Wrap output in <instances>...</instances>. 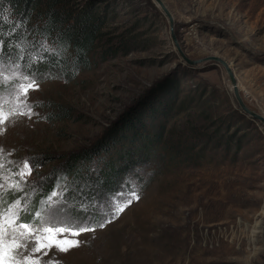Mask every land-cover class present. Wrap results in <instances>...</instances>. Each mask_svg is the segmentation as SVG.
<instances>
[{
    "label": "rangeland",
    "instance_id": "374dc122",
    "mask_svg": "<svg viewBox=\"0 0 264 264\" xmlns=\"http://www.w3.org/2000/svg\"><path fill=\"white\" fill-rule=\"evenodd\" d=\"M162 1L174 18L173 30L155 0L100 3L107 22L96 65L72 79L37 81L39 89L28 98L35 115L21 117L0 135V176L8 177L0 184L19 182L22 188L10 191L2 208L7 212L23 198L30 209L53 166L172 83L179 98L169 128L199 127L201 138L189 140L199 145L168 155L162 169H148L157 174L147 188L123 187L114 197L135 191L139 199L104 228L77 237L83 240L78 249L34 253L39 264H264V125L242 112L223 66L213 60L187 64L172 37L174 32L191 59H225L247 106L264 116V0ZM15 70L0 64L4 76ZM20 83L17 77L0 85L3 111L18 103ZM26 158L36 167L22 180L16 173ZM118 202H126V195Z\"/></svg>",
    "mask_w": 264,
    "mask_h": 264
},
{
    "label": "trees",
    "instance_id": "16d2710c",
    "mask_svg": "<svg viewBox=\"0 0 264 264\" xmlns=\"http://www.w3.org/2000/svg\"><path fill=\"white\" fill-rule=\"evenodd\" d=\"M106 1L0 0V39L5 42L2 62L20 65V72L34 73L37 81L55 76L72 79L91 69L106 34V5L100 4ZM44 46L50 50L44 51ZM102 51L106 57L107 51ZM41 56L43 59H37ZM178 98L177 89L169 84L153 95L154 100H144L132 108L92 145L64 158V164L53 166L52 176L42 182V191L34 196L29 215L22 213L23 219L35 220L33 213L45 207L41 201H46L58 187L67 188L63 195L74 205L70 209L74 217L85 216L78 207L83 202L107 205L123 187L136 183L147 188L157 174L148 169H162L168 155L174 157L184 148L193 150L199 145L189 142L191 138H201L199 127L183 131L169 128ZM59 199L57 196L53 201ZM88 215L99 222L97 208H90Z\"/></svg>",
    "mask_w": 264,
    "mask_h": 264
},
{
    "label": "snow or ice",
    "instance_id": "6c2138e0",
    "mask_svg": "<svg viewBox=\"0 0 264 264\" xmlns=\"http://www.w3.org/2000/svg\"><path fill=\"white\" fill-rule=\"evenodd\" d=\"M5 42L0 39V64L4 56ZM44 46V51H49ZM23 59V57H20ZM37 59H43V56ZM29 60H32L29 57ZM36 62L33 60V63ZM30 66V65H29ZM15 71L10 76H4L0 73V85H5L19 77L23 83L16 86L14 92V100L18 103L13 110L3 111V105L0 104V135H4L7 127L14 126L21 117L31 119L35 113L33 112V104L29 101L30 92L39 89L37 78L34 73L29 72L27 75L19 71L20 65H14ZM7 103V101H3ZM39 102H37V105ZM0 148V153H3ZM10 155V153H9ZM3 157H0L2 160ZM5 167L0 162V169ZM36 167L29 159H25L22 167L16 175L26 179L31 176L33 169ZM0 179L7 181L8 177L0 176ZM22 191L19 182L14 184H0V264H39L38 259H33V254L41 252L47 256L49 252L68 253L71 250L78 249L82 246L83 240L77 239L84 233H95L97 228H104L112 220L116 219L125 208L130 205L133 200H138L139 195L132 191L130 194H118L111 198L107 205L97 204L95 201L91 203H81L78 207L80 211L85 213L84 217L72 216L70 209L74 207L67 202L63 193L67 191L65 187L60 192L53 191L49 194L46 201H41L45 207L34 213L35 222L47 227H34L32 220L23 223L21 213H28L29 204L21 199L14 200L8 205L7 212L3 211V204L9 192ZM126 202L119 203L121 198H125ZM59 196L60 199L53 201V197ZM97 208L100 220L94 222L95 217L89 216V209ZM109 215L111 218L109 219ZM25 253H28L25 255ZM49 264H60V261L49 260Z\"/></svg>",
    "mask_w": 264,
    "mask_h": 264
},
{
    "label": "water",
    "instance_id": "95a60500",
    "mask_svg": "<svg viewBox=\"0 0 264 264\" xmlns=\"http://www.w3.org/2000/svg\"><path fill=\"white\" fill-rule=\"evenodd\" d=\"M155 1L162 8V10L165 12V14L167 15V17L170 21V24H171V29L173 30L175 22H174V18L172 16L171 12L169 11V9L167 8V6L165 5V3L162 0H155ZM172 37H173V41L175 43V46L180 53V56L183 58V60L187 64H189L191 66H198L199 64H201L205 61L213 60V61H216L217 63H219L221 66H223L229 75V79L232 83L236 100H237L242 112L245 113L246 115L250 116L252 119L257 120L264 125V116L260 113L255 112L254 110H252L245 103V101L241 95V92H240L234 71H233L232 67L230 66V64L225 59H223L219 56H209L207 58L191 59L188 56H186V54L181 49L180 44H179L174 32L172 33ZM262 235H263V242H264V224H263V229H262Z\"/></svg>",
    "mask_w": 264,
    "mask_h": 264
}]
</instances>
